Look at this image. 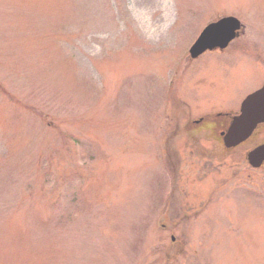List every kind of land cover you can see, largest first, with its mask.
Instances as JSON below:
<instances>
[{
  "label": "rangeland",
  "instance_id": "1",
  "mask_svg": "<svg viewBox=\"0 0 264 264\" xmlns=\"http://www.w3.org/2000/svg\"><path fill=\"white\" fill-rule=\"evenodd\" d=\"M263 85L264 0H0V264H264V131L184 128Z\"/></svg>",
  "mask_w": 264,
  "mask_h": 264
},
{
  "label": "water",
  "instance_id": "2",
  "mask_svg": "<svg viewBox=\"0 0 264 264\" xmlns=\"http://www.w3.org/2000/svg\"><path fill=\"white\" fill-rule=\"evenodd\" d=\"M240 21L235 17H225L210 23L190 49L192 57H197L207 49L226 47L238 34ZM264 122V86L248 95L242 102L240 114L233 117L222 133L226 147L237 146L247 140L259 123ZM249 163L260 167L264 163V144L247 154Z\"/></svg>",
  "mask_w": 264,
  "mask_h": 264
},
{
  "label": "flooded vegetation",
  "instance_id": "3",
  "mask_svg": "<svg viewBox=\"0 0 264 264\" xmlns=\"http://www.w3.org/2000/svg\"><path fill=\"white\" fill-rule=\"evenodd\" d=\"M240 34H241V32H240ZM240 36V35H239ZM238 36V37H239ZM237 37V38H238ZM233 42V41H232ZM231 42V43H232ZM231 43L229 44V46L231 45ZM229 46H227L225 49H223V51L224 50H227L228 48H229ZM217 50H219V49H217ZM212 52L213 51H216V50H211ZM211 51H207V52H211ZM207 52H205V53H207ZM204 53V54H205ZM204 54H202V55H204ZM202 55H200L199 57H201ZM198 57V58H199ZM191 59V58H190ZM195 59H197V58H195ZM195 59H192V60H195ZM237 112H235V114H236ZM226 118L227 117H225V118H222V117H215V119H211V117L210 116H208V117H205V116H203V115H200V116H195V117H190L189 119H187L186 120V122L184 123V128L187 130V131H191L193 128L194 129H198L197 131H206V132H209L210 133V135L214 138V140H216L218 143H221V145H222V147H221V149H222V151H224V152H232V151H234V150H236V148H233V149H227V148H225V146H224V143H223V137H222V135H221V133L225 130V129H223V127H221V125L223 124V123H225L224 121L226 120ZM224 128H226V125L224 126ZM264 131V124H261L258 128H257V130H256V132H255V135L257 134V133H259V132H263ZM187 133V132H186ZM189 133H192V131L191 132H189ZM195 133V132H194ZM262 143H264V138L262 139V141H260V143L259 144H262ZM224 149V150H223ZM165 230H167V229H170V231H174L175 230V227H169L168 228V226H167V224H163V226H162Z\"/></svg>",
  "mask_w": 264,
  "mask_h": 264
},
{
  "label": "bare ground",
  "instance_id": "4",
  "mask_svg": "<svg viewBox=\"0 0 264 264\" xmlns=\"http://www.w3.org/2000/svg\"><path fill=\"white\" fill-rule=\"evenodd\" d=\"M162 22H164V20H163V16H160V19H157V20H155L153 23H152V26H156V27H162V25H164V23H162ZM162 23V25H160ZM157 28V29H158Z\"/></svg>",
  "mask_w": 264,
  "mask_h": 264
}]
</instances>
